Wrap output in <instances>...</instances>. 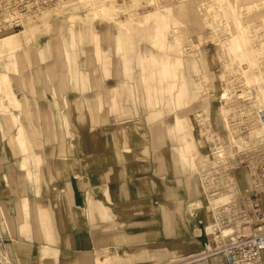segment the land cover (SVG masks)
Here are the masks:
<instances>
[{
  "label": "rangeland",
  "instance_id": "374dc122",
  "mask_svg": "<svg viewBox=\"0 0 264 264\" xmlns=\"http://www.w3.org/2000/svg\"><path fill=\"white\" fill-rule=\"evenodd\" d=\"M155 3L77 0L70 2L65 14L31 21L24 29L1 36L0 43L13 37L19 38V45L0 47V110L19 106L13 92L19 82L47 74L50 66L52 72L71 75L72 83L83 80V91L100 85L105 97L99 106L102 121L131 125L137 133L141 128L143 150L163 158L158 161L165 182L161 196L180 200L179 217L185 212L195 218V243L202 246L196 254L209 246L207 234L217 224L221 207L252 185V177L245 174L236 180L234 175L244 170L223 156L235 152L229 139L239 132L241 118L251 126L256 111L264 110V0H186L165 7ZM120 29L128 36L123 47L118 46L123 41L117 38ZM126 55L131 58L129 71ZM159 57L165 91L159 88L160 74L146 79L150 67L159 68ZM89 73L107 78L115 74L118 79L109 84L93 81L91 86ZM147 82L157 90L148 91ZM254 129L258 134L259 128ZM23 130L19 128L18 140L27 152ZM155 132L163 136L159 139ZM229 171L231 180L226 177ZM233 184L237 188L226 190ZM150 202L143 203V212L156 210ZM0 209V264H21L16 246L29 243L36 248L49 236L41 224L19 226L16 234L1 204ZM34 229L43 239L35 240ZM164 251L163 258L145 252L139 259L142 264H167L181 256Z\"/></svg>",
  "mask_w": 264,
  "mask_h": 264
},
{
  "label": "crops",
  "instance_id": "0c3cea01",
  "mask_svg": "<svg viewBox=\"0 0 264 264\" xmlns=\"http://www.w3.org/2000/svg\"><path fill=\"white\" fill-rule=\"evenodd\" d=\"M117 38L123 39L118 46L128 42L121 29ZM160 59L146 79L160 74L159 88L165 91ZM130 60L126 55L127 71ZM50 69L19 82L13 92L20 105L12 102L7 112L0 110V204L16 234L19 226L41 224L50 241L34 229L35 240L44 242L19 249L21 264H142L145 252L163 258L165 248L169 255L181 254L175 258L195 254L202 247L195 243V218L185 212L179 217L180 200L161 196L165 182L158 161L163 158L143 150L141 128L137 133L131 125L102 121L104 91L93 81L109 84L118 79L115 74L89 73L93 87L83 91V80L75 84L67 72ZM152 87L158 88L147 82L146 89ZM19 128L27 134V152L19 144ZM245 171L235 174L236 180L250 176ZM147 200L155 211L143 212Z\"/></svg>",
  "mask_w": 264,
  "mask_h": 264
},
{
  "label": "built area",
  "instance_id": "2783aa9c",
  "mask_svg": "<svg viewBox=\"0 0 264 264\" xmlns=\"http://www.w3.org/2000/svg\"><path fill=\"white\" fill-rule=\"evenodd\" d=\"M75 1L0 0V36L20 31L31 21L65 14ZM238 124L239 132L229 139L235 152L223 158L249 172L251 187L221 207L217 224L207 234L206 250L167 264H264V110L256 111L253 125L247 126L242 118ZM254 126L259 128L256 135ZM229 175L231 180L232 172ZM235 184L226 190L233 191ZM2 217L0 209V221Z\"/></svg>",
  "mask_w": 264,
  "mask_h": 264
},
{
  "label": "bare ground",
  "instance_id": "6f19581e",
  "mask_svg": "<svg viewBox=\"0 0 264 264\" xmlns=\"http://www.w3.org/2000/svg\"><path fill=\"white\" fill-rule=\"evenodd\" d=\"M181 1H186V0H178V1H173V0H156V6L155 7H157V5H161V7H165L166 5H170V4H178V3H180ZM160 2H161V4H160ZM77 7V6H76ZM34 28V27H33ZM33 30V29H32ZM26 30H23V31H21V32H25ZM28 31V30H27ZM20 32V33H21ZM11 34H14V33H10V34H7V36L8 35H11ZM18 34V33H17ZM5 36V35H4ZM12 37V36H11ZM0 38H1V36H0ZM9 39L10 40H7V41H3V42H1L0 43V47H3L4 45H9V46H11V45H13L12 43H17V46L19 45L18 44V42L16 41L17 39H19V38H17V39H15V38H10L9 37ZM4 40V39H3ZM6 40V39H5ZM20 46H22L21 44H20ZM23 47V46H22ZM18 48V47H17ZM151 54V53H150ZM188 61H190V60H188ZM190 63V62H189ZM261 109H263V108H261ZM215 139H217V138H215ZM213 142H216L215 140L213 141ZM218 143V142H217ZM217 143H216V145H217ZM218 146V145H217ZM220 146V145H219ZM215 148H216V146H214ZM217 149H219V148H217ZM217 149H216V151H217ZM214 150V149H213ZM220 150H221V148H220ZM219 151V150H218ZM219 153V152H218ZM200 183H201V180H200ZM2 211V210H1ZM17 251L19 250V249H21L23 246L21 245V244H18L17 246ZM19 252V251H18ZM115 259V261L118 263V261H120L121 260V258H118V257H115L114 258ZM19 260H20V262H21V259L19 258Z\"/></svg>",
  "mask_w": 264,
  "mask_h": 264
}]
</instances>
